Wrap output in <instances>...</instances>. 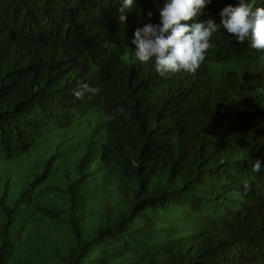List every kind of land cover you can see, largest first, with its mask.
<instances>
[{"label":"trees","instance_id":"trees-1","mask_svg":"<svg viewBox=\"0 0 264 264\" xmlns=\"http://www.w3.org/2000/svg\"><path fill=\"white\" fill-rule=\"evenodd\" d=\"M163 3L0 0V264H264V52L221 29L161 77L131 39Z\"/></svg>","mask_w":264,"mask_h":264},{"label":"clouds","instance_id":"clouds-1","mask_svg":"<svg viewBox=\"0 0 264 264\" xmlns=\"http://www.w3.org/2000/svg\"><path fill=\"white\" fill-rule=\"evenodd\" d=\"M121 2V0H120ZM212 0H164L159 7V23L144 22L131 39L133 55L142 64L152 61L155 71L165 77L180 72L195 74L211 47L210 41L221 29L243 44L246 40L258 52H264V7H255L254 0H238L236 6H225L217 24L213 19L197 21ZM133 0H122L121 11L130 9ZM153 12L147 13L150 21ZM120 20H126L121 16ZM191 21V23H189ZM254 173H260V159L249 162ZM249 186L245 185V189Z\"/></svg>","mask_w":264,"mask_h":264},{"label":"rangeland","instance_id":"rangeland-1","mask_svg":"<svg viewBox=\"0 0 264 264\" xmlns=\"http://www.w3.org/2000/svg\"><path fill=\"white\" fill-rule=\"evenodd\" d=\"M48 149V148H45ZM33 159H29L27 162H23L20 163L19 166L23 167L26 165H30ZM14 164H5L2 163V165L0 166V180L1 182H8L10 181V184H14V183H18L17 178L19 177V175H22V168L15 170V166H13ZM16 179V181H15ZM15 181V182H14ZM49 228V227H46ZM184 230L187 231V226L184 227ZM45 231V230H44ZM50 231H54V229H50ZM24 252H26V249L23 248ZM139 254V253H138Z\"/></svg>","mask_w":264,"mask_h":264}]
</instances>
